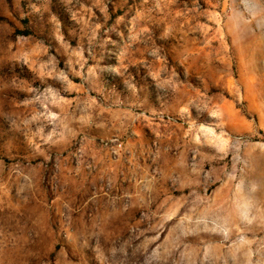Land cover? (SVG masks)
<instances>
[{"label": "rangeland", "instance_id": "1", "mask_svg": "<svg viewBox=\"0 0 264 264\" xmlns=\"http://www.w3.org/2000/svg\"><path fill=\"white\" fill-rule=\"evenodd\" d=\"M0 264H264V0H0Z\"/></svg>", "mask_w": 264, "mask_h": 264}]
</instances>
